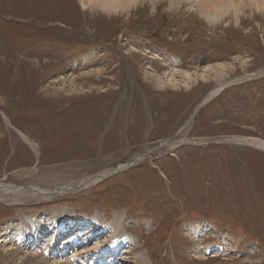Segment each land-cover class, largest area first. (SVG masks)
Here are the masks:
<instances>
[{
	"label": "rangeland",
	"instance_id": "rangeland-1",
	"mask_svg": "<svg viewBox=\"0 0 264 264\" xmlns=\"http://www.w3.org/2000/svg\"><path fill=\"white\" fill-rule=\"evenodd\" d=\"M209 1L139 0L115 13L80 0H0V183L50 192L105 174L53 197L0 194V264L46 253L93 264L73 248L62 261L47 245L81 223L80 253L107 246L97 222L118 223L139 248L108 264H264V152L205 144L264 140V10L242 0L210 22ZM40 231L49 243L31 250Z\"/></svg>",
	"mask_w": 264,
	"mask_h": 264
},
{
	"label": "bare ground",
	"instance_id": "bare-ground-1",
	"mask_svg": "<svg viewBox=\"0 0 264 264\" xmlns=\"http://www.w3.org/2000/svg\"><path fill=\"white\" fill-rule=\"evenodd\" d=\"M138 1L139 0H80V4H81L83 9H90L92 7H97V8H100V9L108 11V12H115L116 13V12H125V11L128 12L132 9H135ZM149 1L153 2L155 0H149ZM184 1L189 2L190 0H169V4H170V6L175 7L177 4L179 5L181 2H184ZM237 1L238 0H211V1H209V4L202 7L201 13H203V15L208 19V21L215 22L217 19L221 18L223 15L225 16V13H228L230 9L237 11V9L240 8V4H242L243 2H247V3L251 4L253 7H255L259 11L264 10V0H243V2H242V0H239V2H237ZM218 75H221V74H218ZM224 85L219 86V88L213 90L209 94V97L214 96L215 92L217 93V91L222 89L224 87ZM217 141L223 142V139L217 140ZM187 143H193L194 144L195 141L194 142L189 141ZM198 143H200V142L198 141ZM201 144H202V142H201ZM179 145H181V143H179V142L173 144L174 148L179 147ZM245 145L252 147V148H255L257 150H261L264 152V140H262V139L248 140V143H245ZM137 161H138V159H137ZM135 163H137V162L135 161ZM130 166H132V165H129V164L128 165H121L120 168L115 170V172L116 171L121 172L123 170H127ZM104 176H105V174L101 173V175L99 174V175L94 176L93 178H89V179L81 181L78 184V186H68L67 188L56 189V190L50 191V192H46L45 190H43L41 188H37V187H33L32 189H28L25 191V190H23L22 187L18 188L17 186L16 187L15 186H8V185H3L2 183H0V194L4 195L6 193H13V194H20V195H24V196H41V197H48L47 196V194H48V195H51L49 197H53V196H57V195L72 193L74 191L84 190V189L88 188L89 186H91L92 184L99 182L101 179L104 178ZM62 224H63V222H62ZM80 226H81V228H79V229H83V230L86 229V227L83 224ZM73 228L68 229V228L63 227L60 229L59 234L66 233ZM76 230H78V228H76ZM93 231L95 232V234H98V235L109 234L112 241L109 243V245L104 246L102 248L95 247L89 251H87V249H88L87 248L86 249L87 252L77 253L75 259H79V258H86L87 259L88 257L96 256L97 259L100 258L99 262L103 263L102 260H103L104 256L105 257L110 256V255H108L109 252L110 253L111 252H114V253L118 252V254H120V251L123 248L125 249V247H126L127 251L125 250V254H127V256H130V255H134L137 251H139L138 247L132 245V243H133L132 241H131L132 243L129 241L126 242L127 240L124 239L125 237H122L121 232H120V226L116 222L110 223L109 225H103L100 222L94 223ZM31 232L32 231L27 232V235L25 236V239H23V240L27 241L28 239H30L29 233H31ZM122 232L130 233V230L123 227ZM42 233H43L42 231L39 232V234H42ZM44 238H45L44 235L43 236L40 235V236L36 237V239H35L36 243L34 245L29 244V248H31L32 250L34 248H36V246L39 248L43 243L47 242V240ZM38 242H39V244H37ZM55 242H56V240H55ZM55 242L51 246V248H53L51 253L56 252L57 244H55ZM75 243H77V240L73 244H75ZM69 244L70 243H67V244L65 243L64 245H69ZM22 250H23V247H18V248L13 249L12 251H14L13 253H19V252H22ZM44 255L45 254H43L42 257ZM42 257H40V256L32 257V259H31L32 264H46V263L54 264L53 262H50V260H48L50 258V256L47 253H46V257L48 259L45 258V260H43ZM133 259L135 262H138V263H141L143 261L140 256L139 257L133 256ZM24 263H26V259H25ZM60 264H70V263H60Z\"/></svg>",
	"mask_w": 264,
	"mask_h": 264
},
{
	"label": "water",
	"instance_id": "water-1",
	"mask_svg": "<svg viewBox=\"0 0 264 264\" xmlns=\"http://www.w3.org/2000/svg\"><path fill=\"white\" fill-rule=\"evenodd\" d=\"M262 73L259 72L255 75H252V76H248V77H244V78H241V79H237L235 81H232V82H229L227 84L224 85V87L220 90L217 91V93L215 92L214 96L212 97H208L206 98V100L203 102V104H201L199 106L198 109L202 108L203 106H205L207 103H209L214 97H216L217 95H219L225 88L231 86V85H234V84H241V83H245V82H248L250 80H252V78L254 77H258L259 75H261ZM198 113V110L197 112L195 113V115ZM253 138H246V137H232V138H228V139H223V142L222 141H215V140H207L208 143H217V144H221V143H237V144H245V143H248V140H251ZM226 140V141H225Z\"/></svg>",
	"mask_w": 264,
	"mask_h": 264
}]
</instances>
